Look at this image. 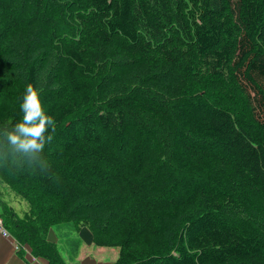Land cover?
Returning <instances> with one entry per match:
<instances>
[{
    "label": "trees",
    "instance_id": "trees-1",
    "mask_svg": "<svg viewBox=\"0 0 264 264\" xmlns=\"http://www.w3.org/2000/svg\"><path fill=\"white\" fill-rule=\"evenodd\" d=\"M0 216L48 264L60 225L113 264H264V0H0Z\"/></svg>",
    "mask_w": 264,
    "mask_h": 264
},
{
    "label": "crops",
    "instance_id": "crops-1",
    "mask_svg": "<svg viewBox=\"0 0 264 264\" xmlns=\"http://www.w3.org/2000/svg\"><path fill=\"white\" fill-rule=\"evenodd\" d=\"M1 217V216H0ZM51 229L48 233V240L59 245L61 243L62 250L65 252L64 258L67 259V264H113L110 261H105L106 248L96 247L92 240V235L88 229L82 228L79 232H60V237ZM76 240L75 245H78L77 252L69 256V250L64 247V242ZM62 241V242H61ZM0 264H48V262L40 257H33L30 248L27 245H20L9 234L3 236L0 233Z\"/></svg>",
    "mask_w": 264,
    "mask_h": 264
},
{
    "label": "rangeland",
    "instance_id": "rangeland-1",
    "mask_svg": "<svg viewBox=\"0 0 264 264\" xmlns=\"http://www.w3.org/2000/svg\"><path fill=\"white\" fill-rule=\"evenodd\" d=\"M2 192L6 193V196L9 199L11 206H13V208L16 211H24L26 209L27 205H26L25 201H22L19 198H17V196L14 193H12L8 188L3 187ZM52 230L59 236L60 240L63 237H65V236L60 237V232L61 233L67 232L65 225H60L59 227L54 226L52 228ZM58 247L61 248V243L59 244ZM94 248H96V246H94ZM105 248H106L105 249L106 255L104 256V260L110 261L112 263L115 262V260L118 257V250L116 248H108V247H105ZM65 260H66V262H68L67 259H65Z\"/></svg>",
    "mask_w": 264,
    "mask_h": 264
},
{
    "label": "built area",
    "instance_id": "built-area-1",
    "mask_svg": "<svg viewBox=\"0 0 264 264\" xmlns=\"http://www.w3.org/2000/svg\"><path fill=\"white\" fill-rule=\"evenodd\" d=\"M0 233L3 236H9L8 231L5 229V227L3 226L2 220L0 219Z\"/></svg>",
    "mask_w": 264,
    "mask_h": 264
}]
</instances>
